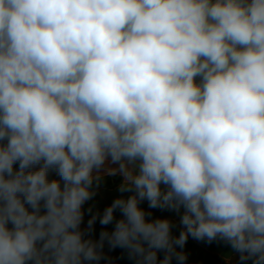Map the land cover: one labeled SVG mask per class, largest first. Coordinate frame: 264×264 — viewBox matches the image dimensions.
<instances>
[{"label": "clouds", "instance_id": "1", "mask_svg": "<svg viewBox=\"0 0 264 264\" xmlns=\"http://www.w3.org/2000/svg\"><path fill=\"white\" fill-rule=\"evenodd\" d=\"M106 165L131 194L95 241ZM189 236L264 264V0H0V264H184Z\"/></svg>", "mask_w": 264, "mask_h": 264}, {"label": "crops", "instance_id": "2", "mask_svg": "<svg viewBox=\"0 0 264 264\" xmlns=\"http://www.w3.org/2000/svg\"><path fill=\"white\" fill-rule=\"evenodd\" d=\"M14 167L18 168V163ZM108 167H116V165H106L105 168L101 169L100 183L98 186H94L96 194L83 205L84 218L81 228L85 231V238H91L95 241L99 240L101 231H113L116 220L122 218V214L119 210H116L114 213L115 219L109 225H101L98 216L91 230L88 229V220L91 219L93 215L99 214L102 216L104 209L110 206L116 198L120 196L127 197L131 194L121 193L119 191L122 178L118 173L116 175H108L106 171ZM49 179H59V177L55 171H51L49 173ZM140 207L146 212L151 213V216L146 217L147 219H170L174 225L172 228L173 236L179 235L182 230V226L180 225V214L168 209L149 208L146 200L141 202ZM89 209H91V211H89ZM177 250L179 251L180 249L178 248ZM182 250L187 255L184 264H220L222 261L228 262L229 264H252L251 260L240 261L238 254H233L231 259H228L227 256L230 252V245L220 240L209 243L206 240L199 241L189 236ZM102 251L103 258L99 261V264H138V258L131 257L127 249L121 247L112 248L107 241H105ZM164 255V251L158 252V264L159 261L164 258ZM93 264H95V262H93ZM171 264H178L175 257H173Z\"/></svg>", "mask_w": 264, "mask_h": 264}, {"label": "built area", "instance_id": "3", "mask_svg": "<svg viewBox=\"0 0 264 264\" xmlns=\"http://www.w3.org/2000/svg\"><path fill=\"white\" fill-rule=\"evenodd\" d=\"M220 264H229L228 262H224V261H222Z\"/></svg>", "mask_w": 264, "mask_h": 264}, {"label": "trees", "instance_id": "4", "mask_svg": "<svg viewBox=\"0 0 264 264\" xmlns=\"http://www.w3.org/2000/svg\"><path fill=\"white\" fill-rule=\"evenodd\" d=\"M100 183V182H99ZM95 186V185H94Z\"/></svg>", "mask_w": 264, "mask_h": 264}]
</instances>
